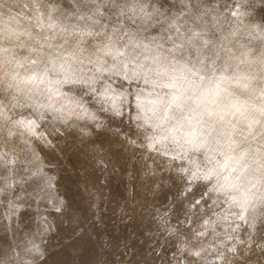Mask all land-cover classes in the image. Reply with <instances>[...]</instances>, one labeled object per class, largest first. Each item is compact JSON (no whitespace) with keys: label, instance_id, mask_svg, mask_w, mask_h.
I'll use <instances>...</instances> for the list:
<instances>
[{"label":"clouds","instance_id":"obj_1","mask_svg":"<svg viewBox=\"0 0 264 264\" xmlns=\"http://www.w3.org/2000/svg\"><path fill=\"white\" fill-rule=\"evenodd\" d=\"M81 237L69 264H264V0H0V264Z\"/></svg>","mask_w":264,"mask_h":264},{"label":"rangeland","instance_id":"obj_2","mask_svg":"<svg viewBox=\"0 0 264 264\" xmlns=\"http://www.w3.org/2000/svg\"><path fill=\"white\" fill-rule=\"evenodd\" d=\"M66 159H67V163L72 165V168H76L82 163L80 158L71 151H69L66 154ZM64 170L66 173H68L67 165H65ZM80 179L81 177L79 176V174L74 175V174L68 173L64 175V177L62 178V186H63L65 193L67 194V198H69L72 201V206L74 208L83 209L85 205L80 199L76 198L78 196V193L73 191V186L76 185L80 181ZM62 191L63 190H60V192H58V195L62 194ZM121 195L122 193L120 191V187L118 185L116 177L109 178L107 186L103 188L104 204L107 207H110V205L108 204L109 196L115 200V199H118ZM104 214L106 217L105 219L106 227H104L103 230L106 231L110 236H113V240L115 242H120L122 240L123 241L129 240L131 238V233L129 231L130 228L133 231L138 230L137 225L129 224L126 220L121 221L119 220L118 217H112L107 213V211H105ZM80 219H81L80 216L73 215L72 216L73 224L77 220H80ZM74 231L75 230L72 229L71 226L69 229L61 230V233H60L61 240L70 238L72 235H74ZM140 236H143L142 231H138L137 238L131 239V247L138 250V253H139V255L136 258L139 259L140 256H145L149 259H152L153 257L149 256V253L152 252V247L149 245L147 240H144L142 242L139 239ZM81 242H83L84 248H85L84 255L80 257L81 261L94 259L96 256L95 245L93 244L91 239L85 240L83 237H81L75 241H72L68 245H65V247L60 249L59 251H52L48 257V260L51 262V264H69V262L73 259V257L69 255L68 248L75 247L77 244H80ZM171 251L172 249L168 247H165L163 249V252L165 254H168L169 256L171 255ZM154 257L157 261V264H159V259H160L159 256L154 254Z\"/></svg>","mask_w":264,"mask_h":264}]
</instances>
